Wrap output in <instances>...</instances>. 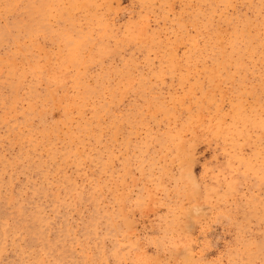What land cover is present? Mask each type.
Listing matches in <instances>:
<instances>
[{"label":"rangeland","instance_id":"obj_1","mask_svg":"<svg viewBox=\"0 0 264 264\" xmlns=\"http://www.w3.org/2000/svg\"><path fill=\"white\" fill-rule=\"evenodd\" d=\"M0 264H264V0H0Z\"/></svg>","mask_w":264,"mask_h":264}]
</instances>
